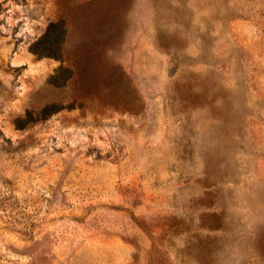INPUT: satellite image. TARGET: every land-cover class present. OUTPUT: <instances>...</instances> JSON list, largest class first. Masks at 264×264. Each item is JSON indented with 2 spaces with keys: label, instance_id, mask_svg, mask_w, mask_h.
Wrapping results in <instances>:
<instances>
[{
  "label": "rangeland",
  "instance_id": "374dc122",
  "mask_svg": "<svg viewBox=\"0 0 264 264\" xmlns=\"http://www.w3.org/2000/svg\"><path fill=\"white\" fill-rule=\"evenodd\" d=\"M0 264H264V0H0Z\"/></svg>",
  "mask_w": 264,
  "mask_h": 264
},
{
  "label": "trees",
  "instance_id": "16d2710c",
  "mask_svg": "<svg viewBox=\"0 0 264 264\" xmlns=\"http://www.w3.org/2000/svg\"><path fill=\"white\" fill-rule=\"evenodd\" d=\"M65 36L62 23H51L45 33L32 46V51L38 57H61V46Z\"/></svg>",
  "mask_w": 264,
  "mask_h": 264
}]
</instances>
